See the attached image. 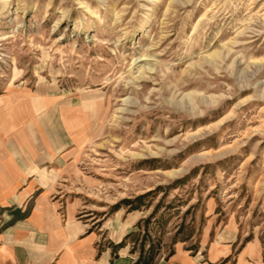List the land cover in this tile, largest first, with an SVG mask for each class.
Instances as JSON below:
<instances>
[{"label":"rangeland","instance_id":"obj_1","mask_svg":"<svg viewBox=\"0 0 264 264\" xmlns=\"http://www.w3.org/2000/svg\"><path fill=\"white\" fill-rule=\"evenodd\" d=\"M40 118L51 264H264V0H0V156Z\"/></svg>","mask_w":264,"mask_h":264},{"label":"crops","instance_id":"obj_2","mask_svg":"<svg viewBox=\"0 0 264 264\" xmlns=\"http://www.w3.org/2000/svg\"><path fill=\"white\" fill-rule=\"evenodd\" d=\"M21 135L0 156V207L30 210L16 219L0 212V217L9 213L0 223V264H51L87 229L69 212L63 221L50 201L51 162L65 153L70 140L62 124L46 118Z\"/></svg>","mask_w":264,"mask_h":264},{"label":"trees","instance_id":"obj_3","mask_svg":"<svg viewBox=\"0 0 264 264\" xmlns=\"http://www.w3.org/2000/svg\"><path fill=\"white\" fill-rule=\"evenodd\" d=\"M29 210H30V206H28L24 211H22L18 207H16V208H13V207L2 208V207H0V212L8 211L9 213H11L13 215V217H14L13 219L21 218V217L26 216L29 213ZM7 224L8 223H6L5 225H7Z\"/></svg>","mask_w":264,"mask_h":264}]
</instances>
